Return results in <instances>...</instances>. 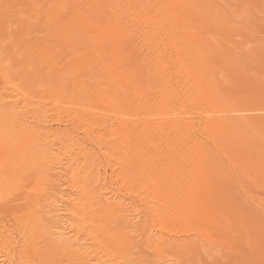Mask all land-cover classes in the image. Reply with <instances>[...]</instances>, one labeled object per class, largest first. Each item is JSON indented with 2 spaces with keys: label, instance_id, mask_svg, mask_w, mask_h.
Here are the masks:
<instances>
[{
  "label": "bare ground",
  "instance_id": "6f19581e",
  "mask_svg": "<svg viewBox=\"0 0 264 264\" xmlns=\"http://www.w3.org/2000/svg\"><path fill=\"white\" fill-rule=\"evenodd\" d=\"M57 1L53 11L60 21L53 27L58 35L51 39L61 44L55 48L57 42L50 43V53L59 49L61 57L71 54V62L58 68L52 57L43 55L55 85L53 93L47 91L55 98L52 106H35L32 113L28 109L33 100L27 103L13 88L0 93V112L8 126L13 131L21 127L32 144L14 152L1 150L2 199L7 204L26 200L53 243L73 258L72 263L67 259L70 264H153L152 253L172 263L171 251L215 258L218 249H226V240L217 233L223 222H213L209 214L217 207L229 212L226 196L235 195L234 184H220L219 174L224 162L234 165L241 157L253 156L251 148L259 144L248 131L264 126V108L243 115L247 111L239 103L222 101L227 95L213 59L215 63L225 56L205 34L215 25H227V15L219 16L195 0ZM44 71L40 74L46 79ZM45 79L36 81L49 84ZM89 95L96 106L87 104ZM190 104L199 106L195 114L186 111ZM227 150L233 151L231 157H224ZM109 171L108 179L128 185L130 197L107 187ZM26 175L43 184L25 190ZM169 200L184 202L177 216L167 218ZM82 208L93 214L85 222L79 214ZM92 219L96 226L83 224ZM11 229H0V237L13 238L18 232ZM15 251L0 255V264L23 263L26 253ZM249 252L252 257L258 254L251 246ZM62 263L61 256H54L48 264Z\"/></svg>",
  "mask_w": 264,
  "mask_h": 264
},
{
  "label": "rangeland",
  "instance_id": "374dc122",
  "mask_svg": "<svg viewBox=\"0 0 264 264\" xmlns=\"http://www.w3.org/2000/svg\"><path fill=\"white\" fill-rule=\"evenodd\" d=\"M52 1L54 2V5ZM52 1L49 0L47 2V0H0V93H2V91L5 92L9 88L17 90L18 92L16 91L15 93L20 92L25 98H27V103L33 100L29 103L30 107L28 109L31 110V112L33 111L32 113H34L35 109L39 108L42 105H46L47 108L51 107L52 101L53 99H55L50 98L52 94L50 92H47L49 90L53 93L55 85L52 83L53 81L49 76L48 66H45L43 64V55L49 57L50 59L53 58L52 60H55V63L58 64V68H67L69 67L68 64L71 62V60L69 61V58H71V54L70 56H67L66 54H64V52L63 54L65 55V57H61L63 55H60L59 49H54V45L53 49L55 51L53 50V54L50 53L52 52V45L50 43L54 41H52L53 37L55 36L57 38L56 35H58L57 27L54 30L53 26L56 25V23L59 24L60 21V14H54L58 9V1ZM195 2L203 3L204 8L210 7L212 10H217L219 16L227 15V25H215L216 27L212 29L214 32L212 30H209L207 34H205V36L209 40H213V46L218 49L220 53L222 52L221 54L225 56L223 59H216L215 63L213 59V68L215 67V69L219 72V78L223 82V92L227 95L224 99H222V101L228 100L231 103H239V107L244 108L247 111L244 112L243 115H254V112H249L248 110L264 108V0H195ZM52 5L56 8L52 7ZM43 7H45L47 11H50L51 13L47 12L45 15L46 9ZM54 9L55 12L53 11ZM47 14L51 18H49ZM53 15L55 17H53ZM39 17L41 22L43 21V23H45L47 21L49 27H47L48 25L46 23V26L45 24L41 23L43 24L44 29L42 27L38 28V26L41 25L40 21L37 20ZM58 24L56 26H58ZM52 28L53 33L51 31ZM38 29L41 30H39L41 33L39 32L37 35ZM29 30H31L30 33H27L29 32ZM45 31H47L46 34L44 33ZM48 31L49 33L51 32L49 34L51 35V37L48 35ZM38 36L40 37L41 42L42 39L44 40L42 43L38 40V43L35 42V45L34 41L35 39L39 38ZM47 36H49L50 38H47ZM46 38L49 40H45ZM45 41H51L49 42L50 48L48 47V45L47 49L46 44L48 43H46ZM56 42V45H58L59 43L61 44V41L59 42V40H57ZM56 45L55 48H60L59 45ZM80 53L81 50L79 51V54ZM36 54L37 56H35ZM54 54L60 55H57V57H55L57 58V60L59 59L58 61L54 58ZM33 57L37 58L34 59ZM37 60L38 62H36ZM35 63H37V65ZM39 65L41 67H39ZM35 69L37 70V74H35ZM44 69L47 71H44ZM43 71V74H48L49 78L46 75V79L43 76L41 77L40 73ZM43 79H45V81H48L49 84L44 82H37L38 80L40 81ZM90 79L91 77L89 78V81ZM34 80L36 83L34 82ZM100 81L109 83L107 79H100ZM38 83H41L40 85L44 86L43 89L46 90L45 92L42 93L39 91H43V89L38 85ZM50 83L52 84L50 87L48 86L50 88L48 89L46 86L50 85ZM34 84H37L38 86ZM218 99L221 100L220 97ZM85 100L91 107H94L97 104V101L94 100L93 96L89 95L85 98ZM154 109L155 107L151 108V110ZM198 109L199 106L197 104H190L189 108L186 111L195 114ZM27 115L29 116L30 112H28ZM30 120L32 121V119ZM8 122L9 120L7 119V116L4 113L0 112V139H2V141L0 142V152L2 149L6 152H8V149H13L12 151L14 152L15 148L19 146L21 148H23L24 146L31 148L32 144L28 141V136L25 134L23 129L21 127H16L15 131H13L12 127L8 126ZM80 132L81 131H79V133ZM248 134L251 139L253 136V138L257 140L259 144L257 147L254 146L251 148L253 151V156H244L243 158L241 157L237 159L236 162L234 161V165H232L229 161L224 162L223 168L225 170L223 169V173L219 174V176H221L222 178L220 179V184H222L223 182H230L235 186L233 187L235 190L234 197L231 195L226 196V200H228L229 204H231V210L227 213L219 212L217 211V207L214 210L211 209L212 213L209 214L211 216L210 218L213 219V222L217 223L218 220L221 223L223 222L222 224H220L221 230L218 231L217 228L216 230L217 233L222 234L221 239L226 240V249L224 250L219 247L221 250L218 249V252H215L213 254L217 258L213 257V259H208V257L205 255L206 260H204V256L202 257L199 255L198 257V255H191L192 253L187 254L188 252L186 254L184 253L185 255H182L181 253L183 252L181 251H171L170 253L173 256L172 258L174 261L172 263H165V261L163 263L161 262V260H159L161 258L157 254L152 253V255L154 254L152 256V258H154V263L156 261V263L159 264H264V126L260 127V129H252V131L249 130ZM52 140H54V138H52ZM246 146L247 145L245 144L243 148H246ZM36 149L38 150L40 148L36 147ZM232 152L233 151L231 150H227V153L226 155H224V157H231ZM240 153L241 152H238L237 155H239ZM10 155H12V153H10ZM178 159L180 160V158ZM221 159L222 158H220L219 160ZM244 167L246 168V172L242 173L241 170ZM100 174L101 176H103L104 170H101ZM111 176V171H109V174H107V179ZM19 178L20 177H18V179ZM24 178L25 176L23 177V179ZM27 178L28 179L25 185V190H28L34 184H43V181L41 179H36L33 181L29 179L30 176H27ZM107 179L106 182L104 181L107 187L112 186V188H114L123 197L131 196L128 193V185H119L115 180L108 179V181ZM110 183L112 184L110 185ZM1 192L3 194L5 191ZM3 195L5 196V193ZM3 195H0V200L3 198L1 197ZM18 201L19 202L17 204H7L3 199L0 201V229L5 230L9 227V229H13L14 233H19H15L13 235V238H8L7 236L0 237V255L16 249V251L18 252L21 251L22 255L25 253L27 255H24V257L26 256V259L23 258V260H25L24 262L22 261L23 263L21 264H48L51 259L54 258V256H61V258H63L62 264H70L68 263V261H70L71 259V261L73 262V258L68 257V254L65 253L66 250L63 249L65 251L64 252L49 238L48 232L45 230V226L42 224V222L38 221V218L36 216L33 215V210L26 202V200ZM3 202L6 207L8 206L7 208H4L5 205L2 204ZM183 202L184 200H178L177 203L173 204L169 200L166 206L168 212L165 213L167 214V218H169L170 216H177L178 206ZM158 208L161 209V206H158ZM80 211L81 212L79 214L82 217L81 220L84 222V218H87L88 216L91 217L93 215H88L87 211L84 210V208H82ZM84 222L83 224H85L89 228L96 226V224H94L95 219H92V221L90 222ZM94 229L96 232L97 227H94ZM37 236L39 239L37 238ZM40 238L41 240H45L46 242L41 241ZM32 243L34 244L32 245ZM19 245L20 247H18ZM259 245H262L261 248L259 247ZM249 246H251L252 249L258 252V257L257 255H253L254 257L250 256V252L248 253ZM31 247L35 250L33 249L32 251ZM47 247H50L49 250L51 248L52 249L48 251ZM29 249L30 252H33H31L32 255L30 254ZM24 250L27 252H25ZM136 250L137 249L134 248L130 253L132 254L136 252ZM16 251L15 253L18 254V252ZM259 252L261 253L259 254ZM253 253L255 254V252ZM44 261L49 262L44 263ZM15 262L19 263V260ZM143 264L149 263L143 262Z\"/></svg>",
  "mask_w": 264,
  "mask_h": 264
}]
</instances>
